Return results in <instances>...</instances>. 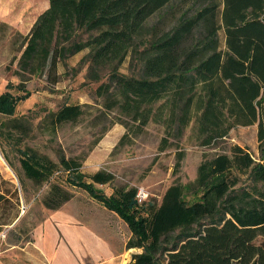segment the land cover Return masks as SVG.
Masks as SVG:
<instances>
[{
  "label": "trees",
  "instance_id": "obj_1",
  "mask_svg": "<svg viewBox=\"0 0 264 264\" xmlns=\"http://www.w3.org/2000/svg\"><path fill=\"white\" fill-rule=\"evenodd\" d=\"M48 2L15 60L22 82L45 77L55 86L59 66L86 52L80 62L86 79L106 80L96 94L106 109H118V123L127 130L121 144L154 124L165 135L160 152L178 148L188 131L190 143L211 148L233 129L257 125L261 159L237 145L204 155L195 181L174 183L161 202L140 203L134 187L107 195L98 186L112 184L113 175L85 176L75 159L61 155L57 164L30 147L18 152L25 177L43 185L59 171L67 173L69 185L126 224V248L137 252L130 264H264V0ZM127 59L130 73L124 74ZM15 106L10 95L0 97V114L13 116ZM84 114L81 106L63 105L40 128L55 135ZM23 123L14 119L1 127L25 137ZM184 157L177 152L176 172ZM70 199L53 184L44 205L58 209ZM11 203L0 190V209Z\"/></svg>",
  "mask_w": 264,
  "mask_h": 264
},
{
  "label": "rangeland",
  "instance_id": "obj_2",
  "mask_svg": "<svg viewBox=\"0 0 264 264\" xmlns=\"http://www.w3.org/2000/svg\"><path fill=\"white\" fill-rule=\"evenodd\" d=\"M48 8V0H0V97L8 94L16 101L13 116L0 114V190L12 202L0 209V223H8L0 226V264H130L137 252L126 248L130 237L126 224L84 190L69 185L63 171L50 183L36 185L23 174L18 152L30 147L57 164L61 155L75 159L85 176L98 172L114 176L112 184L98 186L105 194L111 195L120 186L134 187L143 201L161 202L174 183L188 186L195 181L204 155L229 153L237 145L259 161L258 126L237 127L211 148L190 143L188 131L178 148L160 152L164 131L151 124L141 136L129 134L132 140L121 144L127 130L118 123V109H106L104 99L96 94L106 80L86 79L87 67L80 63L86 52L59 66L60 80L55 86L45 77L24 83L15 75L23 37ZM220 40L223 44V30ZM120 71L130 73L129 59ZM63 105L81 106L85 114L76 124L60 127L55 135L46 133L40 128L45 117ZM14 119H24L27 136L2 129V123ZM177 152L185 153L179 172ZM53 184L71 194L70 201L58 209L44 205Z\"/></svg>",
  "mask_w": 264,
  "mask_h": 264
},
{
  "label": "built area",
  "instance_id": "obj_3",
  "mask_svg": "<svg viewBox=\"0 0 264 264\" xmlns=\"http://www.w3.org/2000/svg\"><path fill=\"white\" fill-rule=\"evenodd\" d=\"M137 198H138V200H139V202L141 203V202H143V200H142V198H141V194L140 193H138V196H137Z\"/></svg>",
  "mask_w": 264,
  "mask_h": 264
}]
</instances>
